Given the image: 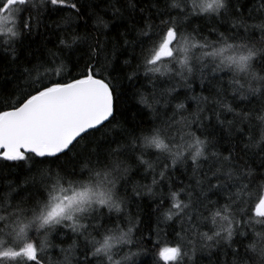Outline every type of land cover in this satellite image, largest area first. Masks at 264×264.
I'll list each match as a JSON object with an SVG mask.
<instances>
[{"label":"snow or ice","instance_id":"obj_1","mask_svg":"<svg viewBox=\"0 0 264 264\" xmlns=\"http://www.w3.org/2000/svg\"><path fill=\"white\" fill-rule=\"evenodd\" d=\"M0 264H264V0H0Z\"/></svg>","mask_w":264,"mask_h":264}]
</instances>
